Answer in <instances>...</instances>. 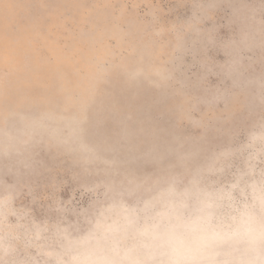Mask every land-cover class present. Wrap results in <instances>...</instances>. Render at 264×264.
<instances>
[{
	"label": "rangeland",
	"instance_id": "374dc122",
	"mask_svg": "<svg viewBox=\"0 0 264 264\" xmlns=\"http://www.w3.org/2000/svg\"><path fill=\"white\" fill-rule=\"evenodd\" d=\"M0 264H264V0H0Z\"/></svg>",
	"mask_w": 264,
	"mask_h": 264
}]
</instances>
